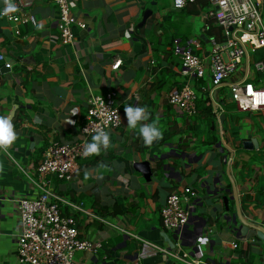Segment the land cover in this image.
<instances>
[{
	"label": "crops",
	"instance_id": "obj_1",
	"mask_svg": "<svg viewBox=\"0 0 264 264\" xmlns=\"http://www.w3.org/2000/svg\"><path fill=\"white\" fill-rule=\"evenodd\" d=\"M172 1L72 0V13L80 25L73 26V43L63 45L56 27L58 10L49 0H10L14 6L12 11H6L8 5L0 0V52L5 59L15 61L10 63L9 72H0V117L10 119L17 134L9 150L0 151L3 165L0 233L4 235L0 234V238L7 241L5 247L0 245V264H22L16 255L14 237L18 216L10 198H32L36 190L19 170L36 166L51 141L66 144L78 141L86 114V99L90 94L104 95L109 91L117 93L116 104L121 117L120 125L109 131L110 148L101 149L96 162L90 165L85 163L88 157L78 158V171L70 181L52 177L53 191L76 206L69 207L67 217L74 221L79 238L97 240L102 245L95 255L77 251L75 261L78 264H176L168 255L172 251L162 236L165 232L173 241L174 232L163 228L160 209L168 194L189 187L195 195V208L187 226L178 233L181 240L176 242V253L183 243V254L193 256L198 245L193 242L201 235L207 237V241L198 246L202 260L208 263L233 264L238 259H253L246 264H264V243L257 242L252 231L245 237L236 236L229 228L230 223L222 218L235 214L234 201L228 200L226 212L221 200L222 196H231L223 162L225 156L229 157V150L233 154L229 172L237 188L241 215L250 224L264 227V203L254 200V189L264 173V159L251 161L257 150H243L241 145V140L251 135L257 139L258 150L262 152L264 127L242 119L244 125L232 128L233 117L221 109L223 100L220 99V92L233 80L231 77L214 91L218 114L225 115L224 124L220 126L219 117L214 113L211 120L212 131L222 139L226 150L214 146L202 155L198 153L202 147L194 135V127L205 134L203 122L209 118L202 102L197 109L200 116L196 113L188 117L168 103L167 95L190 83L199 93L198 99L210 100L209 81L203 79L204 84L196 85L202 79L184 75L181 65L166 62L157 65L148 42L149 36L158 38L162 34L161 25L162 28L170 26L166 37L173 34L175 28L186 33L189 37L186 44L204 35L199 13L185 18L186 9L174 10ZM3 10L11 16H21L20 21H9L1 14ZM145 10L152 12V20L148 22L149 17L143 32H137ZM29 16L36 20L35 26L26 21ZM196 19L202 23L199 35L192 33ZM177 40L179 46H186L185 41ZM204 40L206 44L202 48L207 53V39ZM175 57L178 61V56ZM116 61H120V65L114 70L112 65ZM4 65L5 61L0 62V69ZM166 67L171 68L174 76L161 86V72ZM226 100L225 104H234L230 94ZM137 104L150 113V119L144 123L158 122L163 131L162 139L169 134L173 136L146 148L138 129L130 130L126 126L124 108ZM233 130L237 131L236 136ZM182 141L188 143V150L185 147L184 154L177 157L175 150L182 147ZM145 160H151L153 174L149 181L132 167L133 163ZM217 179L224 191L220 197L207 200V190L214 189ZM195 183L199 184L200 191L194 190ZM5 214L10 220L4 219ZM237 241L245 255L233 251L232 246ZM144 242L151 246L144 247Z\"/></svg>",
	"mask_w": 264,
	"mask_h": 264
},
{
	"label": "built area",
	"instance_id": "obj_2",
	"mask_svg": "<svg viewBox=\"0 0 264 264\" xmlns=\"http://www.w3.org/2000/svg\"><path fill=\"white\" fill-rule=\"evenodd\" d=\"M58 10L56 27L63 45L74 41L73 26L80 25L72 13V0H49ZM196 0H173L172 7L180 11ZM208 7L198 13L204 23V32L212 24L219 27L220 33L208 37L211 46L206 53L201 40L194 39L186 46H176L175 53L181 61V72L186 76L209 81V97L214 91L227 85L230 101L242 112L264 113V58L254 62L250 51L264 49V1L263 0H207ZM9 21L18 22L21 16H11L1 12ZM28 22L36 25L29 16ZM196 51L197 54L194 52ZM246 58V67H245ZM5 57L0 52V62ZM253 65V73L250 66ZM120 61L112 65L119 68ZM6 67H10L5 62ZM117 93L109 91L104 95L90 94L86 99V114L80 128V139L71 144L51 141L41 160L29 169H21L36 194L32 198H10L18 216V229L15 233L16 255L22 264H78L74 255L77 251L95 255L102 247L100 241L79 238L78 230L70 217L63 216V207H74L71 201L57 194L51 188L52 177L70 181L78 171L77 159L84 157L83 150L89 138L97 130L109 132L120 125V111L116 104ZM197 93L185 83L181 88L171 90L167 95L170 105L177 107L188 117L197 113ZM264 151V150H263ZM194 192L186 187L180 192H172L166 197L160 209L161 224L164 229L181 233L189 223L195 208ZM12 197V196H11ZM207 237L196 238L195 242L205 243ZM253 242V239L251 240ZM144 247L150 244L144 242ZM193 256L168 252V255L182 264H211L202 260L199 246ZM232 248H236V243Z\"/></svg>",
	"mask_w": 264,
	"mask_h": 264
},
{
	"label": "trees",
	"instance_id": "obj_3",
	"mask_svg": "<svg viewBox=\"0 0 264 264\" xmlns=\"http://www.w3.org/2000/svg\"><path fill=\"white\" fill-rule=\"evenodd\" d=\"M207 7H208L207 0H196L194 4L187 6V8H184L181 11H184L186 9L183 12V13L186 14V16H184L186 18L187 16H190V15H193V14H197L201 10H205ZM151 20H152V18L150 17L149 20H148V22H151ZM143 29H144V26L141 27V28H139V29H136V31L137 32H143ZM169 29H170V26L167 27V25H164V28H162V25H161L162 34L160 36H158V38H156L157 36L156 37L149 36V41L148 42H150L151 45H152V48H153V51H154L155 61L157 62V65H159V66H161V64L163 62L164 63L166 62L167 64L181 65L180 59L178 61H176V57H175V55H176L175 48H176V46H179L178 43H177V41H178L177 39H180L179 40L180 42L181 41H185V44H186L187 43V40L189 38L186 33H182L181 32L182 30L177 29V28L174 29V33L173 34H170V35H168V37H166ZM220 30L221 29L219 27H216V26L210 24L208 30L204 32V35L200 39L201 40V43H202V46H203V44L204 45L206 44V42L204 40L205 38L208 40V37L209 36H214L215 34H219L220 33ZM180 34H181V36H179ZM164 37L166 38V41H164ZM165 47H168V49H166ZM194 52L197 54L196 51H194ZM160 55H163L162 56V59H160ZM157 67L158 66H156L155 69ZM170 69L171 68H167L166 67L161 72L162 73V75H161L162 77L160 76L161 79L159 77L161 86H164L167 82L170 81L171 77L174 76V73L171 72ZM200 84H204L203 79L202 80H199L198 83H196V85H200ZM179 88H181V87H179ZM196 93L199 94L197 91H196ZM200 102H202V104H203V106L205 108V112H206V114L210 118L209 126H207L208 129L204 132L205 134H201L200 131L197 129V127H194V135L196 137H198L199 143H200L199 145H201V147H202V148H200L198 150V153L200 155H202V153H204V151L206 149H212L214 146H216V144L219 142V137L215 133V131H212L210 129L211 120H212V117L214 115L213 112H212L211 101L208 98H206V99H204V100L201 101L197 97V101H196L197 109H198V107L200 105ZM197 114L198 115H196V116L199 117L200 116L199 113H197ZM236 133H237L236 130H233L232 131V134L233 135L235 134L234 136H236ZM172 136H173L172 134H169L168 136L164 137V139H161L158 142H154L152 144V146H156V145H159L161 143H164L165 141H167ZM90 142H91V140H90ZM181 145H182L181 148L179 147V149H176L175 150V155L177 157L181 153L184 154V152H182V149H184L185 147H186L185 150H188L187 149V146H188V143L187 142H183L182 141V144ZM152 146H150V147H152ZM150 147L146 146V148H150ZM263 150H262V152H261V149L257 150L256 151L257 154H254L253 155V157L251 158V161H258V162H260L259 160L261 158L264 159V151ZM96 157H98V155L89 156L87 158V160H85V163H87L89 165L95 163L96 160H97V159H95ZM81 166H82V163H81ZM263 168H264V166H263ZM254 200L256 202H258L259 204H261V203L263 204L264 203V173L258 179L257 184H256V187L254 189ZM73 203L75 204V202H73ZM68 209H69L68 207H63L62 208L61 213H62L63 216H66V217L68 216V214H67V210ZM98 209L101 210V207H99ZM255 240L257 242H260L257 238H255ZM233 251L236 252V253H238V254H241V255H245L246 254L245 251L244 252L240 251V249H239V241L236 242V248H234ZM252 260L253 259H249V260L247 259V261L246 260L245 261H242V260H239L238 259L237 261H234L233 264H246V262H252Z\"/></svg>",
	"mask_w": 264,
	"mask_h": 264
},
{
	"label": "water",
	"instance_id": "obj_4",
	"mask_svg": "<svg viewBox=\"0 0 264 264\" xmlns=\"http://www.w3.org/2000/svg\"><path fill=\"white\" fill-rule=\"evenodd\" d=\"M151 13L152 12L150 10H145L143 12L142 20L138 24L139 28L145 24L146 20L150 17ZM5 62L8 63L9 66H12L10 63H15L14 60L12 61L9 58L5 59ZM246 66L247 65H246V58H245V67ZM9 68L10 67L3 66L0 69V72L7 73V72H9ZM215 94H216V92H214V94L212 96L213 98L211 100L212 111L214 114H216V116L219 117V124H220V126H222L224 124L225 115L224 114H218V106H217V103L215 101L216 100ZM213 129H214V125L212 124L211 130H213ZM241 145H242L243 150H247V151L258 150V141L256 138H253L251 135H247L244 139H242ZM216 147L222 149V151L226 150L221 138L219 139V142L216 144ZM227 151L229 152V157L225 156L223 162L226 164L224 173H225L226 177L228 178V181H229L230 186H231V190L229 189L227 191L231 192V196H229V197L222 196L221 200L223 202L225 211L227 212L228 211L227 202L229 199L230 200L232 199L234 201L235 214H233L232 216H228L229 218H226L225 215H223L222 218H224V220L227 222V224L230 223L229 228L231 229L232 232L236 233V236L241 235L242 237L243 236L245 237V236H247V234L250 231H252L255 238H257L260 242L264 243V227L260 226V225L250 224L241 215V209H240V205H239L237 188H236V185H235V183H234V181L230 175V172H229V165H230V161L232 159L233 154L229 150H227ZM179 156H180V154H179ZM182 158L184 159V157H182ZM150 161L151 160H145V161L135 162L132 164L133 169L136 172L140 173L142 175L143 179H145L146 181H149L152 177V174H153L152 170L150 168ZM223 191L224 190H223V188H221V185H220V180L217 179L216 183H214V189L211 191L207 190V196H209V198L207 200H212V198L220 197L221 192H223ZM206 204H208V203L205 201V206H207ZM3 207H4V205H3ZM213 210L215 211L216 208H214ZM3 217L6 220H10L9 215L5 214ZM1 235L4 236L3 234H1ZM162 236H163L164 240L166 241L168 248L173 253H175L177 251L176 242L181 240L180 235L177 232H175L173 237H172L173 241H171V239L169 237H167V234L165 232L162 233ZM194 244H195V241L193 242V245ZM0 245L2 247H5L7 245V241L4 238H0ZM180 246H181V249L178 250V252H177L178 256H182V254H183L182 248L185 247V245L183 243H180Z\"/></svg>",
	"mask_w": 264,
	"mask_h": 264
},
{
	"label": "clouds",
	"instance_id": "obj_5",
	"mask_svg": "<svg viewBox=\"0 0 264 264\" xmlns=\"http://www.w3.org/2000/svg\"><path fill=\"white\" fill-rule=\"evenodd\" d=\"M179 2V0H178ZM8 5L6 11H12L14 6L11 4L10 0H5ZM127 128L130 130H137L139 136L142 138L144 144L148 147L163 138V131L158 125V122L153 121L152 123H144L150 119V113L146 107L127 105L124 108ZM37 122L39 117L36 118ZM17 134L14 131V125L11 120L6 117H0V151L7 152L12 144L16 141ZM111 146L110 133L99 129L92 136L90 143H87L83 150V156L85 158L92 155H99L101 149L108 150ZM3 171V165L0 164V172Z\"/></svg>",
	"mask_w": 264,
	"mask_h": 264
},
{
	"label": "rangeland",
	"instance_id": "obj_6",
	"mask_svg": "<svg viewBox=\"0 0 264 264\" xmlns=\"http://www.w3.org/2000/svg\"><path fill=\"white\" fill-rule=\"evenodd\" d=\"M194 22H195V26L193 28L192 33L194 32V34L199 35L202 23L198 19H196ZM176 24H179V23H176ZM207 47H208V50H210L211 46L208 43H207ZM249 57L254 62L260 61L264 57V49H261V50H258V51H250L249 52ZM179 68H180V66H179ZM253 71H254L253 65L251 64L250 73H253ZM220 99L223 100V101H225L227 99L226 102L229 100V89L227 87H225L222 90V92H220ZM223 101L221 102V109L223 111H225L227 114H230L233 117V120H232L233 122H231V126H232L233 129H237V125L238 124H240V125L242 124L241 123L242 119H249L253 125L261 127V128L264 127V114H260V113H257V112H253V113L238 112L236 110V106L234 104H225ZM193 118H191V119H193ZM209 121H210V118H208L207 121L203 122L204 127H205L204 131H206L208 129L207 126H209ZM238 122H240V123H238ZM242 125H244V124H242ZM210 129H211V124H210ZM22 168H25V167L22 166ZM19 171H20L21 174L23 173L22 170H19ZM190 184H192V183H190ZM194 190L200 191L199 184H197V183L194 184ZM175 263L176 264H181V263L176 262V261H175Z\"/></svg>",
	"mask_w": 264,
	"mask_h": 264
}]
</instances>
